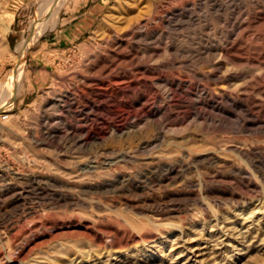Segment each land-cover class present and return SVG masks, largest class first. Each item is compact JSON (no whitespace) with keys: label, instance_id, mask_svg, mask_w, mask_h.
Instances as JSON below:
<instances>
[{"label":"rangeland","instance_id":"374dc122","mask_svg":"<svg viewBox=\"0 0 264 264\" xmlns=\"http://www.w3.org/2000/svg\"><path fill=\"white\" fill-rule=\"evenodd\" d=\"M115 1L48 0L52 18L40 36L42 51L35 46L26 56L21 87L10 96L12 116L0 118V264H264V179L234 150L236 144L264 149L263 128L249 132L235 119L208 125L202 118L189 126L179 111L164 124L158 117L146 124L162 93L153 81L136 77L138 62L133 66L131 58L112 74L122 81L114 91L103 90L90 103L95 110L88 118L55 107L64 103L61 96L83 102L101 79L109 82L98 67L95 73L87 66L108 55L99 41ZM183 1L160 0L155 16ZM41 7L42 0L0 4V25L10 27L0 49V90L20 66L18 48L32 36ZM152 21L159 30L152 45L162 52L136 48L141 65L159 67L155 76L170 79L172 103L177 76L188 79L193 94L221 85L201 77L218 60L223 72L258 76L255 85L263 86L253 89L264 91L263 68L221 56L224 48L264 52V0H203L181 17ZM255 89L249 94L264 103ZM260 111L264 115V107ZM112 125L125 134L111 135ZM169 168L174 179L165 178ZM240 168L255 188L239 180L234 170ZM50 191L70 200L56 203ZM14 222L29 230L23 244L5 238L4 227ZM244 222L251 226L246 235L239 232Z\"/></svg>","mask_w":264,"mask_h":264},{"label":"bare ground","instance_id":"6f19581e","mask_svg":"<svg viewBox=\"0 0 264 264\" xmlns=\"http://www.w3.org/2000/svg\"><path fill=\"white\" fill-rule=\"evenodd\" d=\"M159 1L160 0H118L117 3L115 1L116 4L113 7L114 13H112L110 15L111 17H109L110 19L105 22L104 28L101 27L103 28V37L102 40L99 41L103 45H105V48H108V52H107L108 55L106 58L103 59L101 63H99V65H95L93 63L87 66L88 70H91L93 72H95L98 67L99 69L97 71L101 73V75H105V74L108 75V77L110 78L109 82L102 81L101 79V82L97 84L98 87L96 89V92L92 94L84 95L83 102H80L75 98H71L70 94L61 96L62 97L61 101H64V103L63 104L58 103L55 105V107H60L62 111H64L70 117L71 116L76 117L81 115L84 119L88 118L90 114L94 113L95 110L94 106H92L90 103L94 101L98 97V95L102 93L103 90H108L109 92L114 91L115 89L114 86L121 83L122 81L116 77H113L112 74H114L118 68L122 69L123 64H125L128 58H131L129 60L130 64L133 65L136 61L138 62V64H136L135 66L133 65L136 77L146 79L147 81H153L155 85L160 88L162 93L161 100L158 103H156L152 111V115H149L145 119L146 124L152 121L153 117L154 118L158 117L157 119L159 120V122L161 124H164V122L167 121V119L172 113H174L175 111H179L182 120H185L189 126L199 125L201 123V118L203 119L202 123L208 125H212L215 123H225L230 119H235V121L240 124L241 128H244L246 131L250 132V130L252 129H262V128L264 130V115L261 113V111L259 113H256V110L264 107V103L258 104V101L249 94L251 90L255 89V88L253 89V87L263 86V85L261 86V84L260 85L257 84L259 86L255 85L256 84L255 82L259 79L258 76L250 74L244 70L230 71L228 69L223 72L222 69L224 67V63L218 60L217 62L214 63L213 67L209 69V71H205L201 75V77L206 81V83L211 84V82H218L222 84L224 83L225 86L221 84L215 87L214 89L201 90V91L198 90L196 91V93L193 94L189 89L188 79L183 78L184 76L183 77L177 76L174 78V84L176 87L178 100L177 102L172 103L171 101L172 95L169 90L170 79L164 80L160 76H155L156 75L155 70H157V68L159 67L156 68V67H152L151 65H141V57L143 55L140 56V52L136 47H140L143 45V47L148 52L151 51L153 53L151 54L153 56L155 53L161 51L160 48H157L158 47L157 45H156L157 47H154L155 45H152L153 43L151 40L156 38V36L159 34V30L157 27H155V25H153L154 22L152 20L163 21L166 17L170 19L181 17L184 14L193 11L197 6L203 3V0L200 1L184 0L181 5L169 7L161 12L162 13L161 16L156 17L154 12L159 7L158 5ZM4 2L5 0H0V4ZM48 3H49L48 0H42V7L40 10L41 13L38 18V22L34 26L33 34L30 38L25 39V41H23L20 47L18 48L19 57H20L19 58L20 66L18 69H16L12 82L9 83L7 82L1 85V87L3 88L2 90H0V96H3L4 100L0 102V118H2L3 121H7L12 116L11 108H8L10 102V96L11 94L15 93L17 87H21L23 69H24V65L26 64L23 62L26 56L30 52H32V49L35 46H39L40 49H38V51L43 48L42 44H38L40 42V36L45 30L48 29V27L51 24V18H52V12H50ZM106 17H108V14L106 15ZM9 29H10L9 26L0 25V34H1L0 49L5 46V43H7L6 41H4L5 40L4 37L6 36V31H8ZM166 48L169 49L168 46ZM170 50L172 51V53L175 54L176 48L173 45L170 46ZM147 51L146 53H148ZM42 55L45 54L43 53ZM151 55H149V57ZM1 56L2 55L0 52V57ZM221 56L228 59L230 63L233 65H239L245 63V64L258 66L264 69V52L263 53L259 52L255 56H251L249 54H238L234 52L233 49L224 48L222 49ZM94 57L97 56L95 55ZM132 77L133 76H128L126 79L123 80V82H127V80H131ZM237 79H244V81L242 82V84L234 85L232 82ZM255 90H257L261 95H264V91H262V89L259 88ZM64 124L67 125V123ZM66 127H69V129L67 128L68 130L75 132L78 130L76 127L71 126L69 124ZM133 127L134 126L130 125V127L128 128L129 130L127 132V134L132 137L136 135V131L132 130ZM123 131L118 132L116 131V128L113 127L110 133L111 135L117 134L119 136H123L125 134ZM70 133L71 132H69V134ZM234 150L243 159L245 158L246 160H249L259 170L257 172H259L260 175L259 174L258 175L264 179V149L262 147H254V145L253 146L251 145V148L249 150L241 145L236 144ZM111 162H113V160ZM52 163L53 165H57L56 164L57 162L55 160H53ZM89 167L87 168V171H90L93 168V167L90 168ZM173 171H174L173 168H169L167 170V174L165 175L166 176L165 178L174 179L175 177L173 175ZM234 172L236 176L240 178L239 180H242L244 183H246V185L248 186L247 189L251 190L250 188L254 187L251 184V179L249 178L251 177V175L249 176L250 173H248L246 170H243L241 168L234 170ZM215 179L217 180V178ZM216 192L221 193L219 190H216ZM46 195L54 197L56 203L69 199L67 195L62 193L61 194L57 193V191L47 192ZM241 224L243 226L241 225L242 227L239 230L240 233L244 234L250 231L251 226H247L245 222ZM4 228H5L4 229L5 238L7 239V241L11 242L12 244L15 243L23 244L25 241H27V235L29 233V230L26 228L25 225L21 227L20 224L14 222V223L6 224ZM19 228H21V231L19 233L18 232L13 233L14 231H17ZM232 233L234 232H231V234ZM236 235L235 237H237ZM0 243H1V239H0ZM82 256L85 255L82 254ZM0 257H1V251H0ZM0 260H2V258H0Z\"/></svg>","mask_w":264,"mask_h":264},{"label":"crops","instance_id":"0c3cea01","mask_svg":"<svg viewBox=\"0 0 264 264\" xmlns=\"http://www.w3.org/2000/svg\"><path fill=\"white\" fill-rule=\"evenodd\" d=\"M34 88H35V87H34ZM22 95H23V97H24V95H25V91H23Z\"/></svg>","mask_w":264,"mask_h":264}]
</instances>
